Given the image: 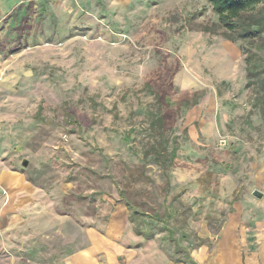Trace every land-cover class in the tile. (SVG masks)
I'll return each mask as SVG.
<instances>
[{
  "label": "rangeland",
  "instance_id": "rangeland-1",
  "mask_svg": "<svg viewBox=\"0 0 264 264\" xmlns=\"http://www.w3.org/2000/svg\"><path fill=\"white\" fill-rule=\"evenodd\" d=\"M228 32L209 0H0V264L203 263L262 219L259 39ZM170 74L198 102L164 150L146 83Z\"/></svg>",
  "mask_w": 264,
  "mask_h": 264
},
{
  "label": "trees",
  "instance_id": "trees-1",
  "mask_svg": "<svg viewBox=\"0 0 264 264\" xmlns=\"http://www.w3.org/2000/svg\"><path fill=\"white\" fill-rule=\"evenodd\" d=\"M213 9L219 15V22L230 30L224 33V36L232 41L237 39H259L254 49L246 47L245 62L247 70L246 87L256 86L258 93L254 99L255 106L264 114V0H209ZM262 4V5H260ZM260 5V6H259ZM231 32H236L237 37ZM165 82V83H164ZM174 86L172 74L162 81H148L146 87L155 92L157 102L163 107V112H152L151 131L159 137V144L168 138L166 130L171 128L177 119L178 110L182 107L189 108L198 102V93L189 94L180 98L177 102L173 101L171 91ZM221 91L219 90V93ZM176 104V105H175ZM157 137V138H158ZM176 142V141H174ZM161 144V145H162ZM164 145V150L167 146ZM162 145V146H163ZM178 145L175 143L171 151V160L176 156ZM154 154L156 160H161L164 156L161 151L153 145L147 154ZM134 217V216H132ZM171 235V232H170ZM182 248L176 243V252L179 253ZM186 264H199L195 261L189 251L184 252Z\"/></svg>",
  "mask_w": 264,
  "mask_h": 264
},
{
  "label": "crops",
  "instance_id": "crops-1",
  "mask_svg": "<svg viewBox=\"0 0 264 264\" xmlns=\"http://www.w3.org/2000/svg\"><path fill=\"white\" fill-rule=\"evenodd\" d=\"M262 202L264 201L261 200L259 205ZM259 212L262 219L251 221V224L244 223L242 236L236 237L228 223L217 244L203 245V263L188 250L192 258L199 264H264V210L260 209Z\"/></svg>",
  "mask_w": 264,
  "mask_h": 264
},
{
  "label": "water",
  "instance_id": "water-1",
  "mask_svg": "<svg viewBox=\"0 0 264 264\" xmlns=\"http://www.w3.org/2000/svg\"><path fill=\"white\" fill-rule=\"evenodd\" d=\"M28 161L26 160V161H24V165L26 166V165H28ZM253 195L254 196H256L257 198H259V199H262L263 197H264V192L262 191V190H260V189H255L254 191H253Z\"/></svg>",
  "mask_w": 264,
  "mask_h": 264
}]
</instances>
